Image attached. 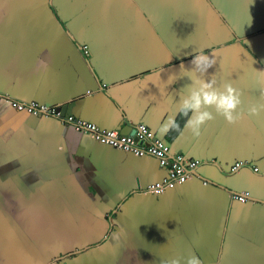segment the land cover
Returning <instances> with one entry per match:
<instances>
[{"label":"crops","instance_id":"obj_1","mask_svg":"<svg viewBox=\"0 0 264 264\" xmlns=\"http://www.w3.org/2000/svg\"><path fill=\"white\" fill-rule=\"evenodd\" d=\"M160 1L0 0V264H42L51 242L85 246L74 264H186L193 254L264 264V112L249 114L264 104V0ZM201 51L216 64L195 75L231 83L242 104L233 124L210 109L195 137L178 102L192 83L181 65L193 69ZM3 94L123 133L145 123L201 162L170 189L145 191L166 173L155 156L18 111ZM170 116L179 127L161 134ZM241 190L244 201L232 197Z\"/></svg>","mask_w":264,"mask_h":264},{"label":"built area","instance_id":"obj_2","mask_svg":"<svg viewBox=\"0 0 264 264\" xmlns=\"http://www.w3.org/2000/svg\"><path fill=\"white\" fill-rule=\"evenodd\" d=\"M11 107L33 115L51 116L61 123L68 124L75 130L89 134L94 140L110 145L118 150L135 155H153L158 163L166 168V173L159 179L147 184L145 191L159 193L187 179L194 168L201 162L198 158H189L180 151H171L167 142L157 137L145 123H137L132 134L120 132L115 128H101L95 122L79 118L73 114L62 113L52 104L35 100H19L3 94ZM246 161H235L231 169L245 164ZM257 170V166H252ZM205 182V181H204ZM232 197L240 201L246 200L247 191L233 192Z\"/></svg>","mask_w":264,"mask_h":264},{"label":"clouds","instance_id":"obj_3","mask_svg":"<svg viewBox=\"0 0 264 264\" xmlns=\"http://www.w3.org/2000/svg\"><path fill=\"white\" fill-rule=\"evenodd\" d=\"M191 63L195 66L191 70L181 69L185 73H190L188 77L192 81L191 84L186 85L185 88L189 89L187 95L181 96L178 102L179 112L185 116L191 113L190 118L186 122L188 127L195 137H199L202 132V127L209 121L215 118V114L221 115L230 123H236L241 118V113L238 111L242 104L241 92L234 88L231 83H225L218 86L215 79L205 80L204 78L195 75L199 72L201 76L207 73L208 69L216 64L213 56L204 54L202 51L194 55ZM175 76H169L168 83H172ZM264 112V104L253 106L249 109L250 115H259ZM174 117H169L167 122L161 127V134L167 133L170 129L178 128ZM166 264H181L180 258H172ZM186 264H202L200 258L196 255L187 257Z\"/></svg>","mask_w":264,"mask_h":264},{"label":"rangeland","instance_id":"obj_4","mask_svg":"<svg viewBox=\"0 0 264 264\" xmlns=\"http://www.w3.org/2000/svg\"><path fill=\"white\" fill-rule=\"evenodd\" d=\"M117 0H115L116 2ZM150 1L153 0H138V2L136 0H133V4L136 6H142L144 7V5H146L145 2L150 3ZM174 1V0H172ZM184 1H189V0H184ZM165 0H161L160 3L163 6L164 5ZM145 9V8H144ZM70 249V247L68 245H64V246H57L54 243H50V245H46L44 247V252L46 253L44 256V263L42 264H74V262L76 260H78L79 258H82L84 255H80L77 257H71L72 255H76L77 253H75V251L77 250H83L86 249L85 246H77V248H71V251L69 252L68 250ZM81 251V252H83ZM79 252V251H77ZM80 253V252H79ZM38 264V263H37Z\"/></svg>","mask_w":264,"mask_h":264},{"label":"water","instance_id":"obj_5","mask_svg":"<svg viewBox=\"0 0 264 264\" xmlns=\"http://www.w3.org/2000/svg\"><path fill=\"white\" fill-rule=\"evenodd\" d=\"M81 48V47H80ZM84 57L86 58V56L84 55ZM56 105V104H55ZM57 107L61 110V112L62 113H64V109H65V106H64V104H60L59 106L57 105ZM46 117V116H45ZM134 130H135V126L133 127V129L131 130V132L129 133V134H132L133 132H134ZM121 132V131H120ZM161 139V138H160ZM165 141V140H164ZM169 144V143H168ZM108 145V144H107ZM110 146V145H109ZM169 146H170V144H169ZM170 150L171 151H176V150H172L171 149V147H170ZM199 159V158H198ZM246 164H249V163H247L246 162ZM163 167V166H162ZM163 168H165V167H163ZM165 170H166V168H165ZM167 189H170V188H166L165 190H167ZM164 190V191H165ZM248 198V197H247Z\"/></svg>","mask_w":264,"mask_h":264}]
</instances>
